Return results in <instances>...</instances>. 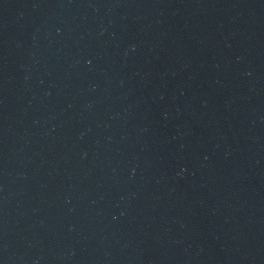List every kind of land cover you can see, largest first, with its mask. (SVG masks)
Masks as SVG:
<instances>
[{"label":"water","instance_id":"obj_1","mask_svg":"<svg viewBox=\"0 0 264 264\" xmlns=\"http://www.w3.org/2000/svg\"><path fill=\"white\" fill-rule=\"evenodd\" d=\"M0 264H264V0H0Z\"/></svg>","mask_w":264,"mask_h":264}]
</instances>
